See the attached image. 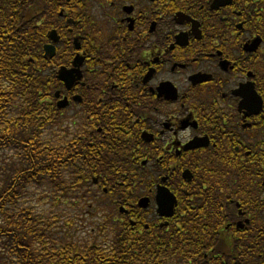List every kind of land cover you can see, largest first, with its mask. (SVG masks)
<instances>
[{"label": "flooded vegetation", "instance_id": "af4514ba", "mask_svg": "<svg viewBox=\"0 0 264 264\" xmlns=\"http://www.w3.org/2000/svg\"><path fill=\"white\" fill-rule=\"evenodd\" d=\"M256 2L47 0L42 18L45 60L57 74H75L70 88L58 78L56 103L66 104L79 143H89L92 156L79 168L96 191L142 235L177 231L181 217L200 215L210 249L232 264L264 263V23ZM159 187L176 198L170 216L159 212Z\"/></svg>", "mask_w": 264, "mask_h": 264}, {"label": "trees", "instance_id": "16d2710c", "mask_svg": "<svg viewBox=\"0 0 264 264\" xmlns=\"http://www.w3.org/2000/svg\"><path fill=\"white\" fill-rule=\"evenodd\" d=\"M256 1L264 23V0ZM46 2L0 0V154L13 152L0 176V256L5 264H232L229 257L222 261L217 247L210 249L211 234L202 228L200 215L181 217L177 231L170 226L142 235L122 224L106 242L78 245L52 239L45 213L20 206L31 185L51 183L66 192V168L75 175L73 189L89 184L77 165L78 159L81 164L92 156L89 143L77 140L84 136L54 144L44 135L59 128L65 114L56 105V66L43 53ZM249 264L264 263L258 257Z\"/></svg>", "mask_w": 264, "mask_h": 264}, {"label": "rangeland", "instance_id": "374dc122", "mask_svg": "<svg viewBox=\"0 0 264 264\" xmlns=\"http://www.w3.org/2000/svg\"><path fill=\"white\" fill-rule=\"evenodd\" d=\"M63 119L58 126L44 133L54 144H60L77 136L75 125ZM76 132V133H75ZM78 134V133H77ZM12 151L0 154V176L7 171L8 165L12 162L10 157ZM88 177V176H87ZM91 182V178L88 179ZM75 175L71 168L64 171V187L66 192L51 183L31 185L20 199V206H31L37 212H44L49 225L53 230L52 239L63 243L73 244H98L106 242L116 232L119 224L114 219L119 215L117 209L111 202H104L94 197L96 187L89 184L83 189H73ZM88 188V189H87ZM92 195V196H90ZM65 240V241H63ZM3 262V263H1ZM0 264H5V259L0 256Z\"/></svg>", "mask_w": 264, "mask_h": 264}, {"label": "water", "instance_id": "95a60500", "mask_svg": "<svg viewBox=\"0 0 264 264\" xmlns=\"http://www.w3.org/2000/svg\"><path fill=\"white\" fill-rule=\"evenodd\" d=\"M51 50H52V52L50 53V56H53L54 47H52ZM65 69L66 68H63L58 72V78L63 79L66 83V86L68 88H70L73 85L75 74H73L72 71L70 73L68 70H65ZM56 96H59V92L56 93ZM58 105L60 107H64L66 104H64L63 101H60L58 103ZM144 201H146V200L141 201L142 206H145V205H143ZM157 201L159 204L160 214L170 216L172 214L173 206L176 202L175 196L172 193H170L167 189L161 191L160 187H159V191H158V195H157Z\"/></svg>", "mask_w": 264, "mask_h": 264}, {"label": "snow or ice", "instance_id": "6c2138e0", "mask_svg": "<svg viewBox=\"0 0 264 264\" xmlns=\"http://www.w3.org/2000/svg\"><path fill=\"white\" fill-rule=\"evenodd\" d=\"M249 107H252L256 103L255 97H253L250 94L245 93V101H244Z\"/></svg>", "mask_w": 264, "mask_h": 264}]
</instances>
